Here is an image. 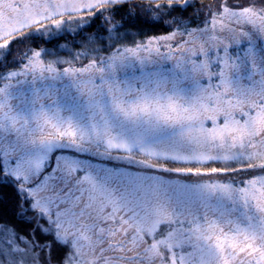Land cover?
Segmentation results:
<instances>
[{
  "label": "snow or ice",
  "instance_id": "1",
  "mask_svg": "<svg viewBox=\"0 0 264 264\" xmlns=\"http://www.w3.org/2000/svg\"><path fill=\"white\" fill-rule=\"evenodd\" d=\"M0 69V264H264V0H0Z\"/></svg>",
  "mask_w": 264,
  "mask_h": 264
},
{
  "label": "trees",
  "instance_id": "2",
  "mask_svg": "<svg viewBox=\"0 0 264 264\" xmlns=\"http://www.w3.org/2000/svg\"><path fill=\"white\" fill-rule=\"evenodd\" d=\"M131 7V3L123 7L115 17L116 22L122 21L124 24V26L120 28L119 39L123 40L125 45H132L133 41L140 42L147 37L164 34L167 31L166 26L151 22L147 12L142 11L141 8H134V15L128 16V8ZM197 7H199V4ZM109 15L110 13L108 12H105L103 15L97 13L96 17L86 18L87 22L84 23L82 27L79 26L78 28H74L78 25L73 22L70 31H68V29L62 30L57 36L51 39L45 35L43 39L29 40L27 44H24V47L55 50L62 58L71 59L72 54L84 51L85 48L102 46L99 41L90 43V39L97 36L107 39L108 33L105 32V28H111V24H106L104 16ZM187 15H192L191 9H189ZM111 42L112 41H109V43ZM16 45L19 44H14V50H16ZM0 196L4 197L3 202H0V214H2V221L0 222L18 224L19 222L14 220L12 214V209L15 205L13 190L10 187L0 188ZM21 227L23 226L21 225Z\"/></svg>",
  "mask_w": 264,
  "mask_h": 264
},
{
  "label": "rangeland",
  "instance_id": "3",
  "mask_svg": "<svg viewBox=\"0 0 264 264\" xmlns=\"http://www.w3.org/2000/svg\"><path fill=\"white\" fill-rule=\"evenodd\" d=\"M139 2L140 3H145L146 2V0H139ZM200 3H209V4H213V3H215V0H200ZM105 17V16H104ZM71 26L72 25H70L68 28H66V29H68V31H70V29H71ZM79 26H75L74 28H78ZM65 30V29H64ZM19 44V43H18ZM128 46H131V45H128ZM243 46V45H242ZM16 47V49H20V50H26L27 48H25L24 47V44H19V45H16L15 46ZM15 51V50H14ZM17 55H19V53H17ZM0 70H2V69H0ZM192 179H195V178H192Z\"/></svg>",
  "mask_w": 264,
  "mask_h": 264
}]
</instances>
